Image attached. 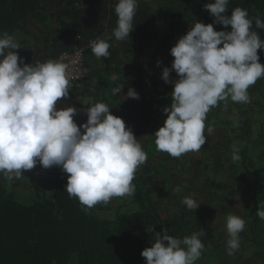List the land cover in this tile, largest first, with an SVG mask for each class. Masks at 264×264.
Returning <instances> with one entry per match:
<instances>
[{"label": "clouds", "instance_id": "obj_1", "mask_svg": "<svg viewBox=\"0 0 264 264\" xmlns=\"http://www.w3.org/2000/svg\"><path fill=\"white\" fill-rule=\"evenodd\" d=\"M229 3L204 4L213 23L196 21L170 49L171 68H163L161 78L173 84V91L170 106L163 108L166 119L154 137L156 150L173 158L199 152L215 131L207 123L208 113L221 102L225 107L229 101L250 103L249 88L264 79V64L258 55V50H264V38L253 29V21L256 29H264V19L259 14L250 17L239 6L228 15ZM137 7L138 0H117L115 40L129 41ZM214 24L230 26V30L217 31ZM111 38L90 42L96 58L111 55ZM21 48L13 34L0 31V176L12 181L38 163L45 169L58 166L67 174L65 191L79 201L85 214L97 205L107 206L114 198L133 197V181L148 155L132 129L105 102L88 106L86 122L78 125L75 107H56L72 88L69 65L58 59L25 63L15 51ZM173 70L175 80L170 78ZM122 87H114L112 94L120 93ZM126 96L139 99L131 87ZM239 152L234 144L233 161L241 159ZM174 191L180 192L181 187ZM181 203L194 211L200 205L192 196H184ZM256 216L264 220V200L259 201ZM246 226L238 215L226 217L228 255L239 250ZM147 231L153 235L151 246L141 252L145 264H196L206 249L202 229L182 239L169 235L167 228L155 232L151 226Z\"/></svg>", "mask_w": 264, "mask_h": 264}, {"label": "trees", "instance_id": "obj_2", "mask_svg": "<svg viewBox=\"0 0 264 264\" xmlns=\"http://www.w3.org/2000/svg\"><path fill=\"white\" fill-rule=\"evenodd\" d=\"M190 14L179 7H167L165 10L174 18L188 17L191 26L200 21L213 23L212 17L203 8L214 0H187ZM172 4V2H170ZM242 7L249 16L257 14L264 19V0H230L231 9ZM49 11L47 0H0V31L15 34L19 31L32 35L35 40L49 39ZM214 29L230 30V26L214 24ZM253 29L264 38V29ZM260 62L264 64V50H258ZM173 58L166 61L171 68ZM176 76L174 70L170 74ZM177 77V76H176ZM264 79L258 80L262 82ZM126 85L133 88L139 99L119 102L113 96H104L96 102H105L113 115L121 117L126 126L142 142L143 137L159 121L163 108V99L167 86L161 83V92L152 89L142 69L130 68L127 71ZM92 104V105H93ZM87 120L86 109L81 114V124ZM244 170L254 167L246 150L241 152ZM52 196L40 195L44 188L33 179V186L39 198L31 204L20 202L14 192L9 190L7 182L0 176V264H145L141 256L144 248L150 247L152 233L147 228L153 226L155 232L167 228L160 215L149 207L142 197V188L137 174L133 181L134 194L141 209L125 214L117 221L103 219L92 211L85 214L76 198H69L65 191L67 174L60 167L53 166ZM248 180L244 174L243 182L249 184L254 204L258 193L264 191V180L258 175Z\"/></svg>", "mask_w": 264, "mask_h": 264}, {"label": "rangeland", "instance_id": "obj_3", "mask_svg": "<svg viewBox=\"0 0 264 264\" xmlns=\"http://www.w3.org/2000/svg\"><path fill=\"white\" fill-rule=\"evenodd\" d=\"M172 2V4H170ZM167 7H179L190 14V4L187 0H166ZM166 23L160 33H154L150 40L148 62L144 65L147 81L152 89L161 92L163 84L162 71L166 61H170V49L178 39L185 35L191 27L188 17L174 18L166 11ZM16 35L20 36L21 32ZM160 61V65H157ZM172 80L177 79L171 76ZM166 95L164 105L170 106L173 84L165 83ZM121 92L113 96L119 102H127L132 98L126 96L129 87L123 82ZM251 102L248 104L228 102L227 107L221 102L218 107L208 113L207 123L215 129L212 135L207 136L206 144L199 152H189L180 158H173L168 153L156 150L155 132L163 125L167 114H161L156 125L143 137L142 145L147 152L148 159L145 165L137 172L142 188L144 202L152 207L166 223L168 234L172 235L175 221L186 218L189 223L185 231L215 232L222 238L226 230V217L229 214L238 215L247 222L246 229L240 234L241 243L249 242L251 233L261 239L264 245V220L256 216L258 203L264 200V191L258 193L257 201L251 199L249 184L241 177L245 174L248 180L258 175L264 180V80L249 88ZM104 97V94L99 98ZM237 124L238 126H234ZM240 149V156L246 150L254 167L244 170L242 157L233 161L232 146ZM47 186L40 195L52 196L53 172L44 171V181ZM9 190L13 191L20 202L31 204L39 198L35 188L25 185L20 191L13 189L11 181L7 182ZM180 192L174 191L176 186ZM30 188V189H29ZM184 196H192L199 203V207L189 210L181 200ZM141 204L133 197L114 198L107 206L97 205L91 211L93 214L107 220L117 221L119 217L138 211ZM191 225V224H190ZM256 239V240H257ZM221 242V240H218ZM248 248L251 246L248 244ZM253 255L248 254V260ZM264 264V255L263 263Z\"/></svg>", "mask_w": 264, "mask_h": 264}, {"label": "crops", "instance_id": "obj_4", "mask_svg": "<svg viewBox=\"0 0 264 264\" xmlns=\"http://www.w3.org/2000/svg\"><path fill=\"white\" fill-rule=\"evenodd\" d=\"M116 3L117 0H47L48 41L35 40L30 34L21 33L18 36L16 33L19 31L14 34L22 47L15 51L28 64L56 59L58 52L66 47H84L89 69L87 96L80 101L61 99L56 105L57 109L75 107L77 114L74 120L78 125L81 124L83 110L91 106L101 95H111L112 89L117 85H121L122 82L123 85L126 84L127 71L130 68L144 70V65L148 62L150 40L154 33H160L166 23V0H138L137 14L133 21L134 30L130 33L129 41H117L112 36L117 20L114 11ZM106 36L112 37L109 41L111 55L98 59L91 52L90 42ZM113 75L117 76L116 81L112 80ZM45 170L51 171V168L45 169L38 163L33 169L24 171V176L11 181L13 189L20 191L25 185L31 187L33 179L38 185L47 186L48 180L44 181ZM174 224L176 229L172 235L176 238L182 239L194 233V231H185L188 226L194 224L189 223L186 218H178ZM204 233L202 242L206 245V249L196 264L263 263V242L252 233L248 242L251 248H248L247 242H242L239 250L233 255H228L226 250L227 233H223L222 238H219V234L215 232ZM248 254L253 255L249 260Z\"/></svg>", "mask_w": 264, "mask_h": 264}, {"label": "built area", "instance_id": "obj_5", "mask_svg": "<svg viewBox=\"0 0 264 264\" xmlns=\"http://www.w3.org/2000/svg\"><path fill=\"white\" fill-rule=\"evenodd\" d=\"M56 59L69 65L70 82L72 88L68 99L80 101L87 96V78L89 69L86 63V51L84 47L74 46L61 49Z\"/></svg>", "mask_w": 264, "mask_h": 264}]
</instances>
